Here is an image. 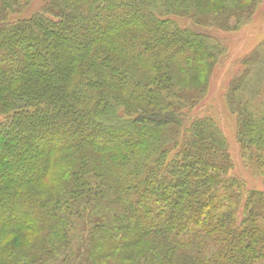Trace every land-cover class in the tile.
<instances>
[{"label":"trees","instance_id":"trees-1","mask_svg":"<svg viewBox=\"0 0 264 264\" xmlns=\"http://www.w3.org/2000/svg\"><path fill=\"white\" fill-rule=\"evenodd\" d=\"M87 1L49 0L15 20L0 14V232L45 229L34 264L88 261L144 234L156 242L131 264H164L176 253L186 264H264V191L230 174L213 119L180 112L197 90L179 86L173 62L200 68L225 45L160 11L180 4L204 22L200 0ZM133 23L142 32L112 35ZM246 66L229 105L264 174V47ZM122 93L153 107L126 105ZM55 174L61 191L38 197L34 184Z\"/></svg>","mask_w":264,"mask_h":264},{"label":"rangeland","instance_id":"rangeland-1","mask_svg":"<svg viewBox=\"0 0 264 264\" xmlns=\"http://www.w3.org/2000/svg\"><path fill=\"white\" fill-rule=\"evenodd\" d=\"M48 1L21 0L18 6L0 0V14L6 12L7 18L12 20L27 17L45 7ZM71 1L80 4L82 7L88 5L86 4L87 0ZM147 1L148 3L152 2V0ZM159 1L161 4V2L164 3L163 1L167 2L169 0ZM200 3L199 13L203 15L204 22L190 14L180 4L173 6V9L165 10L164 8L160 11L161 14H167L168 17L176 20L181 28H192L212 35L225 45V48L221 47L214 51V57L207 61L203 67L187 69L175 66V62L172 63L175 71L174 79L179 82V86H192L191 89L197 90L196 101L190 105H185L180 112L186 113L192 120L195 117L213 119L228 143V151L233 163L230 174L245 181L249 190L264 191V174L259 170L257 160L253 158L252 161L248 158L238 137V115L229 105V95L233 81L246 70L247 58L264 47V0H200ZM235 7H241L244 15L231 20L229 13ZM169 13L171 14L169 15ZM130 16V14L117 15V18L126 20ZM132 16L135 15L132 14ZM133 30L142 32L143 28L134 23L124 24L115 27L111 33L116 37H122L126 32ZM86 36L83 39H86ZM68 39L73 42V38L68 37ZM82 41L84 42L81 37L79 42L81 45H83ZM138 71L146 76L153 74V71L145 66H139ZM111 92L121 94L116 89H111ZM121 96L124 104L131 105L135 109L142 110L146 107H153L143 100L133 99V97H129L124 93ZM62 167L57 165L56 169L54 168L52 171L60 172ZM55 178L47 175L35 183L34 186L41 190V192L37 191L36 195L44 198L58 194L61 191L62 183L57 175ZM246 199L247 195L242 200L241 214L251 206ZM17 228L19 229L20 225ZM21 230L22 232L19 230H13L11 233L0 232V264H34L32 260L41 255L45 229L38 231L21 228ZM156 239L144 234L135 244L126 246L121 250L111 251L110 249L106 254L102 253L88 258V261L86 259H69L65 264H131L129 260L131 258L137 259V256L144 249L151 248L154 245ZM76 245L73 243V246ZM6 253H9L10 256H6ZM173 258H175L176 264H186L188 262V258L182 254L176 253ZM172 259L166 260L167 262L164 264H175ZM48 264L55 263L50 261ZM60 264H63L62 261H60Z\"/></svg>","mask_w":264,"mask_h":264}]
</instances>
